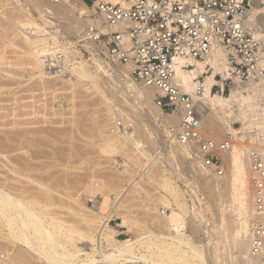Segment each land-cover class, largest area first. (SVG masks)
Listing matches in <instances>:
<instances>
[{"label":"bare ground","instance_id":"6f19581e","mask_svg":"<svg viewBox=\"0 0 264 264\" xmlns=\"http://www.w3.org/2000/svg\"><path fill=\"white\" fill-rule=\"evenodd\" d=\"M23 1L0 0V9L12 6L13 9L18 10V12L20 13V17L18 19H15L17 23L15 24L16 30L14 31L16 32V34H14L17 36V38L20 37L21 42L24 45L23 47L26 48V50L24 49V51L22 49L21 54H23L28 59V61H26V58L24 57L25 62H27L26 64L29 65L28 67L30 68V70L28 69V71L30 72L28 73L30 74L31 78L38 80L40 83H42V85L44 83L46 84V80H59L62 83L68 84L67 86H69L71 90L79 87L84 89L86 92L88 91L92 93V95H98L99 97H97L102 99V102L100 101L101 99L99 100L101 102V105L103 104L105 106L104 116H106L105 123L103 122L105 130L102 126V128H100L104 130H101L104 132V145L100 147V155L104 154L108 156L110 158V161L114 163V156L118 155V153L119 155L121 154V156H123L124 154L123 157L125 159V166H123L122 172L127 171V166L129 163L136 165V163L138 164L140 158H144L145 162H142L144 171H142H151L153 173L152 170L154 169H152L151 167H154L155 164H157V160L156 157L151 156L147 152L148 150L145 151L143 149V143H145V145L147 143L149 144L152 141V135L154 134L157 136V138H159V145H164L163 129H165L168 125L175 124L177 122V118L160 110V108L154 102V94H156V91L150 87H145L140 83H137L131 77L130 69L128 66L121 64L113 65L98 61L97 68L93 69L90 64H88L86 61L84 62V60L81 59L77 52L75 53V51L70 49V47L74 44V41L69 39L68 36H65L64 33L62 34L63 31L61 32V30L69 32V34L73 35L76 40L84 42L82 31L85 26H96L101 28V21L94 16L93 8L90 9L85 4L79 3V0H68L59 4H54L52 0H44L45 2L42 0H37L36 2H34L35 0ZM32 3H35L36 7H39L37 6L39 4L40 6H44L42 10L39 9L41 8L39 7L38 10H35V12H33L35 16L31 15L30 12L32 10L28 9V7L32 5ZM38 12H41L40 14H44L43 18H40L39 14V16L37 15ZM83 15H86L85 19H82ZM50 18H54L56 19L55 21L59 22L54 23L49 20ZM54 19L52 20L54 21ZM12 47L14 48V45ZM85 47H87V45ZM17 51L15 52L18 53ZM58 51L64 56V73L61 75L47 74L42 57L46 56L47 54L53 55ZM2 55H0L1 60L5 56V54L4 56ZM18 55L20 56V54ZM23 55H21V57ZM207 66L209 67L210 73L204 75L207 72ZM226 69L227 64L225 53L222 50L217 49L212 54V56L204 62L193 63L190 69H183L182 63H176V65L174 66L173 83L175 85H178L185 93L192 94L195 79L199 74H202L204 76V94L198 99L199 112L201 115L202 133L205 136L215 140H220L224 137V135L230 133L236 140H239L240 135L237 129L232 127V123L242 122L243 127H246V123L250 115H257L259 113L263 114L264 110L260 107L255 92H253L249 88L236 87L237 89L231 90L228 95L210 93V87L214 82L213 77L215 75L224 76ZM99 74H103L104 76L109 78L110 85L112 87H115V89L119 93L120 98L124 100V107H117V105L121 103L120 101H111L113 99L110 100L111 102L109 101L107 96L113 88L110 90V88L108 89L106 88V86L104 87V84L101 83L102 80ZM45 89L43 90L45 91ZM43 90L41 89V91ZM48 90L49 89H47L46 91L51 92L50 94L56 91L54 89L52 91ZM46 91L44 93H46ZM54 101L56 102V100ZM32 105L34 106V104ZM235 105L236 108L234 107ZM43 108H45V106ZM53 109L56 110L55 108ZM104 118L102 120H104ZM118 121H122L124 130L121 131V129L116 128V124L120 123ZM16 122L13 123L16 124ZM129 125H134V129L131 133L127 131ZM32 132L33 131H31V133ZM3 134L4 136L2 138V146L0 147V150L5 152L6 154L15 153V156L13 155L14 158H12L11 154V157L6 154L2 155L4 163L3 168L6 172L4 178L2 180L0 179V234L2 229L4 228V230L7 231L5 233L7 234L6 238H10L14 243H21L24 248L28 250V252L30 251L31 253H33L34 256H37V259L39 261L41 260L45 264H223L224 261H212L208 258L205 252L207 247L211 245V234L213 231L210 227V221L205 216L206 210L203 207V199L200 198V192H207V196H209L208 198L214 199L216 191H218L219 189L223 190V188L225 187L231 189V199L238 205V213L236 214L233 223L234 227H232V229L234 228V230H232V235H229L231 236L230 240H232L234 248L237 250L236 252L238 253V258L242 261L241 264H264V253L260 255H253L249 250L248 228L252 213V190L250 187V182L248 180L249 175L248 160L246 156L247 154L245 149L238 143L234 144L229 151L220 154V158L222 160L224 168V173L221 175L222 177L214 173L196 170L188 160V156L182 149L174 146H169L168 158L171 162L170 165L173 164L179 166L178 171L180 172V170H182V168L180 169V167L183 165V163L187 164L191 169V174L193 173L194 175H196L194 176V180L196 177V183L194 181V184L197 185L194 186L189 183L192 181H187L185 179L187 177L182 176L183 173H181V175L179 173L178 176L180 178V181H182L181 183L185 185V187H187V190L184 191L176 186V183L172 180V175H168L166 171H163L162 174L157 171V173L154 174L150 173V176L146 175L151 183H157L158 187H160V189L163 191V193L159 194L157 199L158 203L152 208V212H155L156 214V217L154 216V220H156L157 222L155 223L162 225L164 232L157 233L154 230H147L141 233L134 240L127 239L119 241L115 239L117 231L109 225V221H112L116 216H120V204H122L121 201L124 200L122 198L126 196L127 189L123 190L122 192L120 191L121 194L117 192L118 194L114 193L115 195H112L110 197L109 195H102V192V194L98 192V195L100 196H96V203L94 202V207L91 208V211H85L88 212L87 214H85V212L83 211V214H81L82 212H79V215L81 214L83 218V221H81L84 224L85 230L81 229L76 233L74 230V232H72L73 230L71 231L69 230V228H64L62 226L63 224L61 225L60 221L58 222L57 219L52 218L51 216L49 217L50 214H46V211L50 209L48 203L45 204L40 201H36L34 197L32 198L31 195H27L28 191H26L25 193L22 188L23 186L21 185V179H26V172H28L29 178L32 175L31 174L29 176V173H31L30 171L33 170L30 164L31 162H29L30 160H24L25 158H28L25 157L24 154L26 153L24 152V150H28H26L27 146L25 147V144L28 145L30 143V139L28 140V135L26 137V135L16 131H4ZM102 135L103 134H101V136ZM34 136L32 137L34 138ZM41 136L42 135H40V137ZM150 136H152V139H150ZM151 144L154 145L152 142ZM125 149L127 150L126 152ZM20 152H24L23 154L25 158L22 156L23 154L21 155L22 157L20 156ZM159 170H161V168ZM127 173H129V171ZM52 175L53 174H51V176ZM51 176L49 177L51 178ZM138 176H140V174ZM138 176H136V178H140ZM39 178L40 177H38V179ZM138 182L136 179H134L132 181V186L131 184L130 186H136ZM98 188H96L94 192H97ZM101 188L99 189V191L101 190ZM85 193L87 192H84L83 194ZM185 196H188L192 200L191 208L187 204L188 202L185 200ZM81 198L83 199V196ZM79 199L77 203L81 202V199ZM82 204H80V207H82V209L87 208H83ZM107 208H109V210H107ZM165 210L169 211L170 215H167L165 213ZM218 217L220 216H217L216 218ZM186 218L189 219L191 231L200 233L203 236L201 239L203 241V248H200L198 244L194 243L191 240L190 236L186 235L184 231L186 227ZM228 221L227 218L225 219V216H222L221 214L220 223L219 225L217 224L216 228L219 231L225 233V230H228L226 229L229 225ZM123 223L128 224L129 222L123 221ZM128 228L130 229V227ZM72 234L78 236L81 247L73 243L74 237L72 239L71 237L74 235Z\"/></svg>","mask_w":264,"mask_h":264},{"label":"built area","instance_id":"2783aa9c","mask_svg":"<svg viewBox=\"0 0 264 264\" xmlns=\"http://www.w3.org/2000/svg\"><path fill=\"white\" fill-rule=\"evenodd\" d=\"M64 1L68 0H52ZM79 1L91 6L101 21V28H83L84 42L73 40L79 56L94 68L98 61L128 66L137 83L156 91L154 102L160 110L177 118L163 129L164 145L156 148V159L174 146L185 152L196 170L221 176L220 154L236 143L245 149L252 190L249 250L253 255L264 253V113L250 115L246 127L232 123L239 140L230 133L215 140L201 131L198 99L204 94V76H197L192 94L173 83L176 63L190 69L220 49L227 69L224 76L213 77L210 93L226 95L236 87L249 88L264 110V0ZM42 60L47 74L64 73L59 51ZM206 68L204 75L210 73Z\"/></svg>","mask_w":264,"mask_h":264},{"label":"rangeland","instance_id":"374dc122","mask_svg":"<svg viewBox=\"0 0 264 264\" xmlns=\"http://www.w3.org/2000/svg\"><path fill=\"white\" fill-rule=\"evenodd\" d=\"M36 1L37 0H35L34 2ZM37 6L41 8L36 7L35 3H32V5L28 7L29 10H32L30 12L31 15H34L33 12H35V10H38V8L42 10L44 7V6H40V4ZM87 7L91 9V6H87ZM0 8H1V5H0ZM4 8L0 9V52H1L0 55L3 54L2 56H4L5 54L2 60L0 59L1 60L0 61V117H1L0 118V122H1L0 123V134H1L0 147L2 146L1 142L4 136L3 134L4 131L5 132L6 131L15 132L16 131L22 134H24L26 131L27 134L25 133L24 135H26V137L28 135V140L30 139L29 141L30 143L28 145L25 144V147L27 146L26 150L27 149L28 150L27 151L24 150V152L26 153L28 152L27 155H30V156H27L26 153L24 152L23 153L25 154V157H28V158H25L22 152H20V156L23 154L22 156L25 158L24 160L26 159L28 161L30 160L29 162H31L30 164L33 170L30 171L31 173H29V176L32 174L29 177L31 179L28 178V172H26L27 175H25L27 176L26 179L25 178L21 179L22 181L21 185L23 186L22 188L24 192L26 193V191H28L29 193L27 192V195L28 196L31 195V197L32 198L34 197L36 201L38 202L40 201L45 204L48 203V205L50 206V209H48L49 212L46 211V214L47 215L50 214L49 217L51 216L52 218L57 219L58 222L60 221V224L61 225L63 224L62 226L64 228L65 227L66 229L69 228V230L71 231L73 230L72 232H74L75 230V233H76L80 231L81 229L85 230L84 224L82 222L83 218L81 214H83V212L88 211V210L91 211V208L94 207V202L96 203L95 199L98 196H100L98 195L99 193L100 194L103 193L102 195H105V196L109 195L110 197L112 195H115L114 193L121 194L123 190L127 189L126 196L122 198L124 200H122L121 201L122 204H120V208H119L120 216L119 217L116 216L112 221H109V225L117 231L115 235V239L119 241H123L127 239L134 240L141 233L147 230H154L157 233L164 232L163 226L155 223L157 222L156 220H154V218L156 217L155 216L156 214L155 212L154 213L152 212L153 211L152 208L158 203L157 199H158L159 194L163 193V191L160 189V187H158L157 183H151V181H149L146 175L150 176L151 174L157 173V171L162 174L163 171H166L168 175L170 176L172 175L171 176L172 180L176 183V186L182 189V191L187 190V187H185V185L181 183L182 181H180V178L178 176L179 173L180 175L181 173H183L182 176L183 177L186 176L187 178L185 179L187 181H192L189 183H191L194 186L197 185V184H194V181L196 183V177L194 180V176L196 175H194L193 173L191 174L190 167L185 163H183V165L180 167V169L182 168L183 170V171L180 170V172L178 171L179 166H176L173 164H172L173 166L170 165L171 162L168 158L169 157L168 152L165 153L163 157L159 158L160 161L159 159H156L157 164H155L154 167H156L157 169L154 168L153 166L151 167L152 169L155 170L154 172V170L151 169L153 173L151 171L143 172L144 169H143L142 162L143 163L145 162L144 158H140L138 164L136 163V165L129 163L127 166V171L122 172L123 166H125V159L123 157L124 154L123 156H121V154L119 155L118 153V155L114 156L113 157L115 160L114 163L110 161V158L108 156L104 154L100 155L101 154L100 147L104 145V141H103L104 132L103 131L105 130V126H103V124L105 123V120H106V116H104L105 106L103 104L101 105L102 99L98 98L99 97L98 95H92V93L88 91L86 92L84 89L79 88V87L71 90L70 87L67 86L68 84L62 83L59 80L57 81L53 80L54 82L52 80H49L50 82L46 80L47 85L45 83L42 85V83H40L38 80L31 78L30 74L28 73L30 72L28 71V69L30 70V68L28 67L29 65L26 64L27 62H25L24 60L26 57L23 54H21L22 49L24 51V49L26 50V48L23 47L24 45L21 42L20 37L17 38V36L15 35L16 32H14L16 30L15 24L17 23L15 19H18L20 17V13L18 12V10L13 9L12 6L8 8L6 7L5 9ZM40 13L41 12H38L37 15L39 14L40 16L39 15L38 16L40 18L41 17L43 18L44 14H40ZM85 18H86V15L85 16L83 15L82 19H85ZM52 19L50 18L49 20L54 23L59 22V21H55L56 19H54V21ZM61 32L62 34L64 33L65 36H68L69 39H71L72 41L73 40L76 41L73 35H70L69 32L64 31V30H61ZM18 43L20 46L18 45ZM12 44L14 45V48L12 47L13 46ZM70 49L75 51V53L77 52L74 48V44L70 47ZM13 50L15 51L18 50L17 51L18 53H16ZM18 54H20V56ZM21 55L23 56L21 57ZM81 59L84 60V62L86 61L90 65L92 64L87 60L86 57H83ZM3 60H6V61H3ZM26 61H28L27 58H26ZM20 64L22 68L20 67ZM92 68L96 69L93 66ZM99 76L102 80L101 83L104 84V87L106 86V88L108 89L110 88V90L113 88L111 90L112 93L109 92V95L107 94L108 95L107 98L109 99V101L111 99H113L111 101H114V100L120 101L121 103H119L117 107L119 108L124 107L125 106L124 100L120 98L119 93L115 89V87H112L110 85L109 78L104 76L103 74H99ZM41 89L42 90L45 89V91L47 89H49L48 91H52L54 89L56 91L50 94L51 92L46 91V93H44L45 91L44 90L41 91ZM236 89L237 88L232 89V90H236ZM112 96L115 98H113ZM154 96H156V94H154ZM54 100H56V102ZM50 102H52L53 104ZM32 104H34V106ZM44 106L45 108H43ZM46 107L48 108L49 112L47 111ZM234 107L236 108V105ZM53 108H55L56 110H54ZM23 112L24 113L26 112V113L24 114ZM102 116L103 118L105 117L104 120H102L103 119ZM12 121L13 122L17 121L19 123L16 122L15 124ZM118 122L122 123V121H118ZM101 126L103 127L104 130L100 129L102 128ZM133 129H134V125H129L127 131L131 133ZM122 130H124V126L121 127V131ZM31 131L33 132L31 133ZM101 134L103 135L101 136ZM40 135L42 136L40 137ZM32 136H34V138ZM152 136H150V139L153 138L151 142L154 145H152L151 142L149 144L147 143L148 145L147 144L145 145V143H143L145 145V147L143 145V149L145 151L148 150L147 152L151 156L155 157V150L160 145H159V138H157V136L154 134ZM36 138H38L39 140ZM126 149H125V152L127 151ZM0 152H1L0 162L2 161L0 164V170H1L0 179L2 180L6 172L5 169L3 168L4 163H3L2 155H5L6 153L3 152L2 150H0ZM46 152H47V155H46ZM10 154H6V155L10 156ZM14 154L15 153L11 154L12 158H14L15 156ZM160 168L161 170H159ZM128 171L129 173H127ZM50 173L53 175L51 176ZM139 174L140 176H138ZM49 176H51V178ZM136 176L140 177L141 179L136 178ZM38 177L40 178L38 179ZM114 177L117 179H115ZM134 179H136L137 182L138 181L139 182L136 186L131 187L132 181ZM248 180H249V176H248ZM40 184H43V185H40ZM53 184L55 185L59 184V185L55 186ZM101 185L102 186L104 185V186L102 187ZM98 187L101 188L100 191H99L100 188ZM96 188H98L97 189L98 191L94 192ZM91 189L92 190L94 189V190L92 191ZM227 189L228 188L225 187L223 188V190L219 189L221 192L219 190L216 191L215 196H214L215 198L214 199L211 198L212 200L208 198L209 196H207L208 194L207 192H204V191L200 192L201 193L200 198L203 199L202 204L206 210L205 216L210 221V224H211L210 227L212 228V231H213L211 234V237H212L211 245L207 247L205 252L208 258L211 259L212 261H217V260L219 262L224 261L225 264L226 263L227 264H241L242 261L238 258V253L236 252L237 250L234 248L232 240H230L231 239L230 235H232V230H234V228L232 229V227H234L233 223H234L236 214L238 213V205L236 204V202L232 201L231 199V195H232L231 189H228V190ZM47 191H51V192H47ZM40 192L41 193L43 192V193L41 194ZM84 192H87V193L83 194ZM82 196H83V199L81 198ZM79 198L81 199V202L77 203ZM185 200L188 202L187 204L191 208L192 200L188 196H185ZM80 204H82L83 208L87 207L85 208L87 210L82 209V207H80L81 206ZM51 206L54 208H52ZM107 210H109V208H107ZM79 212H82V213L79 215ZM87 213L88 212H85V214ZM165 213L167 215H170V212L167 210H165ZM221 214L222 216H225V219L227 218V221L230 219L228 221L229 225L226 228L228 230H225L227 232V233L225 232L226 234L224 232L219 231L216 228L217 224L219 225L220 223ZM217 216H220V217L216 218ZM123 221L129 222L128 223L129 225L127 223L124 224ZM123 224L125 226L127 224V226L125 227ZM229 226L231 227V229ZM128 227H130V229ZM3 230L4 228L2 229L1 234H0V261L2 262V263L0 262V264H43L44 263L41 260L39 261L37 259V256H34L33 253H31L30 251L28 252V250L25 249L21 243H18V242L14 243L10 238L8 237L6 238L7 234L5 233L7 231L6 230L3 231ZM184 231L186 235L191 237V240L194 243L198 244L200 248H203L202 247L203 241L201 240L203 236L200 233L191 231L190 222L188 218H186V227ZM72 235H71L72 236L71 239L74 237L73 243L81 247L78 236L75 234H72ZM3 237H5L6 239Z\"/></svg>","mask_w":264,"mask_h":264}]
</instances>
